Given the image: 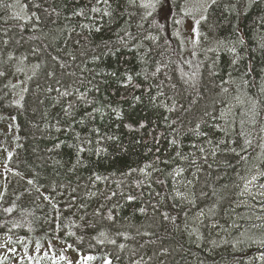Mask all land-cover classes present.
<instances>
[{"label": "trees", "instance_id": "obj_1", "mask_svg": "<svg viewBox=\"0 0 264 264\" xmlns=\"http://www.w3.org/2000/svg\"><path fill=\"white\" fill-rule=\"evenodd\" d=\"M148 2L0 0V233L108 264H264V0L211 1L189 75ZM28 251L7 264H64Z\"/></svg>", "mask_w": 264, "mask_h": 264}, {"label": "rangeland", "instance_id": "obj_2", "mask_svg": "<svg viewBox=\"0 0 264 264\" xmlns=\"http://www.w3.org/2000/svg\"><path fill=\"white\" fill-rule=\"evenodd\" d=\"M211 1L213 0H180L178 8L174 7L171 2V10L167 19L165 20L160 16L163 31L171 39L174 49L176 51L181 49V54L177 53V56L181 63L182 72L185 74H194L197 65L194 57L197 30L194 31L193 29H197L196 21L203 16ZM24 88L25 82H19L15 93L17 100ZM14 122L15 119L12 116L5 114L0 116V132L3 136V139H0V195L4 187L6 171L11 169L7 161L17 141ZM26 245L30 250L28 253L37 252L38 256L51 254L55 262H63L64 264H108L111 261L107 255L83 254L73 245L61 242L53 236L40 237L37 235V238H20L13 243L0 233V264H7L21 257L25 252Z\"/></svg>", "mask_w": 264, "mask_h": 264}, {"label": "snow or ice", "instance_id": "obj_3", "mask_svg": "<svg viewBox=\"0 0 264 264\" xmlns=\"http://www.w3.org/2000/svg\"><path fill=\"white\" fill-rule=\"evenodd\" d=\"M130 2L135 3V0H130ZM143 6L146 8H151L153 11H158V14L166 20L171 10V0H149V2ZM149 15H151V13H149ZM201 19H205V17H201ZM176 23H179V21H176ZM199 23L200 21H196V24ZM160 27H163V25H160ZM193 30L196 31L195 28ZM0 75H3V73H0ZM261 175L264 176V173H261ZM256 179V176L252 177V180ZM129 199H132V197H129ZM259 259L264 260V252L260 254Z\"/></svg>", "mask_w": 264, "mask_h": 264}]
</instances>
